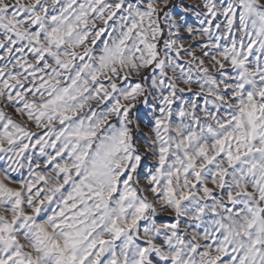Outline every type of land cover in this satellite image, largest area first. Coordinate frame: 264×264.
Instances as JSON below:
<instances>
[{"label":"snow or ice","instance_id":"obj_1","mask_svg":"<svg viewBox=\"0 0 264 264\" xmlns=\"http://www.w3.org/2000/svg\"><path fill=\"white\" fill-rule=\"evenodd\" d=\"M0 264H264V0H0Z\"/></svg>","mask_w":264,"mask_h":264}]
</instances>
